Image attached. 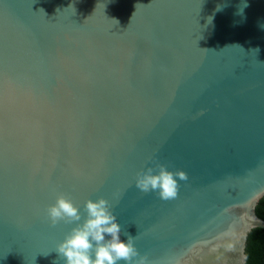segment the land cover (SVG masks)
I'll return each mask as SVG.
<instances>
[{
  "label": "water",
  "instance_id": "obj_1",
  "mask_svg": "<svg viewBox=\"0 0 264 264\" xmlns=\"http://www.w3.org/2000/svg\"><path fill=\"white\" fill-rule=\"evenodd\" d=\"M157 165L177 198L136 188ZM59 194L108 200L148 264H247L264 0H0V264H63Z\"/></svg>",
  "mask_w": 264,
  "mask_h": 264
},
{
  "label": "clouds",
  "instance_id": "obj_2",
  "mask_svg": "<svg viewBox=\"0 0 264 264\" xmlns=\"http://www.w3.org/2000/svg\"><path fill=\"white\" fill-rule=\"evenodd\" d=\"M211 20L209 17V23ZM186 180L183 171L170 172L164 165H157L138 173L135 186L168 201L177 198L178 181ZM84 212L86 215L82 218L80 209L64 194L57 195L55 203L46 209L51 226L61 221L76 225L56 247L63 264H148V258L140 255L135 247L134 237L128 235L126 240H121V226L108 200H86Z\"/></svg>",
  "mask_w": 264,
  "mask_h": 264
},
{
  "label": "trees",
  "instance_id": "obj_3",
  "mask_svg": "<svg viewBox=\"0 0 264 264\" xmlns=\"http://www.w3.org/2000/svg\"><path fill=\"white\" fill-rule=\"evenodd\" d=\"M257 213L264 220V199L258 205ZM247 255V264H264V229L258 228L251 233L248 240Z\"/></svg>",
  "mask_w": 264,
  "mask_h": 264
}]
</instances>
